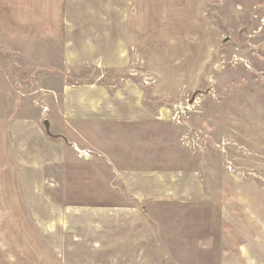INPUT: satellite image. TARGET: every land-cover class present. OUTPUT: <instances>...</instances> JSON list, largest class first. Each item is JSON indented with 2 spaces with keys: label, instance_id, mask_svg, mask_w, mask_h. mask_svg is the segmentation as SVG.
Masks as SVG:
<instances>
[{
  "label": "crops",
  "instance_id": "crops-1",
  "mask_svg": "<svg viewBox=\"0 0 264 264\" xmlns=\"http://www.w3.org/2000/svg\"><path fill=\"white\" fill-rule=\"evenodd\" d=\"M99 1L102 14L97 18L83 14L81 19L70 22V9L65 4L53 9L61 15L55 25L46 23L42 32L23 33L18 25L14 27L4 22L9 15L3 11L18 14L15 10L19 9V0H0V39H39L37 41L59 44L62 46L60 64L66 70L72 73V69L87 68L98 72L96 76L89 74L83 81L74 80L61 86L57 117L41 115V120L40 117L12 116L9 119L0 115V134H7L1 149L9 156L6 170L11 169V177L0 181V202L9 204L7 219L13 226L8 230L12 229L20 241V255H16L13 246L8 249L5 246L0 250V264H24L20 258L28 251H34V260L29 264H62L57 256L66 257L67 250L77 245H85L87 250L101 254L99 261L103 264H156L157 260L169 259L171 250L179 249L175 247L178 231H173L174 238L171 234L166 239L161 237L162 220H176V226L182 224L196 229L193 213H162L160 209L172 205L185 209L214 204L219 207L215 222L216 241L220 244L219 263L264 264V184L226 170L221 174L218 188L213 189L195 167L162 165L159 143H154L159 134L131 133L127 128L165 122L170 111L149 109L142 98L143 89L134 79H115L114 74L129 64L132 48L148 49L147 23L139 18L134 24H125L114 17L118 8L111 0L106 4ZM177 1L162 0L159 3L161 14L166 10L177 18L175 12L179 16L180 11ZM182 1L185 4L182 18L159 20V52L167 57L159 56L163 61L159 69L162 68L160 76L164 81L156 87V92L161 96L173 97L182 87H196L211 60L210 49L205 44L206 40L210 42V37L202 44L193 35L197 20L193 17L203 19V0H199V6L194 0ZM143 2L139 8L147 9V3ZM110 7L114 10L112 15ZM194 11L198 15L194 16ZM205 29L206 38L208 26ZM179 50H187V63H176ZM56 122L60 123V128ZM89 151L92 155L84 158L85 161H94L110 172L108 181L114 192L118 185L126 202L130 199L142 204H159V215L152 218L149 209L145 212L134 205H62L68 202L66 193L62 194L63 198L52 196L51 190L46 188V176H58L53 186H61L67 178L72 157H79L81 163L80 153ZM18 165L21 168L17 169ZM41 235L48 238L52 249ZM29 240L33 243H28ZM69 240L73 247H69ZM209 243L210 237L205 238V250Z\"/></svg>",
  "mask_w": 264,
  "mask_h": 264
},
{
  "label": "rangeland",
  "instance_id": "rangeland-1",
  "mask_svg": "<svg viewBox=\"0 0 264 264\" xmlns=\"http://www.w3.org/2000/svg\"><path fill=\"white\" fill-rule=\"evenodd\" d=\"M194 1L199 6V0ZM102 2L106 4L108 1ZM145 2L147 9L139 8L143 0L110 1L118 8L114 15L117 20L134 24L140 18L147 23L148 29V49L139 51L132 48L126 69L116 72L114 77L119 81L134 79L142 87V98L149 109L159 112L168 109L170 113L165 122L154 121L141 127L127 128L131 133L159 134V138L153 142L155 145L159 143V161L162 165L195 167L213 189L218 188L221 174L226 170L241 178L264 184V0H203V19L193 17L197 19L193 35L202 44L210 37V42L206 40L205 44L210 49L211 60L204 67L196 87H182L173 97L161 96L156 92V87L164 81V77L160 76L162 68L159 67L163 66V61L159 56L167 59L164 52H159V20L172 18L176 21L182 18L185 4L182 0L177 1L180 11L179 16L175 12L177 18H174L170 11L163 10L161 14L159 3L162 0ZM65 4L70 9V22L81 19L83 14H92L97 18L102 12L99 0H19V9L15 10L18 14L3 11L9 15L4 18V22L14 27L18 25L19 31L23 33L31 30L42 32L46 23L53 22L55 25L59 18L60 14L53 9ZM113 12L110 7V15ZM196 15L198 12L194 11ZM199 21L200 24H197ZM207 26L209 36L205 38L203 31ZM190 28L193 29L192 26ZM37 40L0 39V115L9 119L12 116L40 117L41 120V115L57 117L61 86L74 80L83 81L89 74L96 76L98 73L87 68L72 69L71 73L70 69L66 70L60 64L61 45ZM178 52L179 60L176 63H187V50ZM56 124L57 128L61 127L59 122ZM6 136L0 134V181L3 182L11 177L10 167L7 171L5 166L9 156L1 149L2 143L7 141L4 140ZM8 136L12 137L11 134ZM12 141L9 139V142ZM152 150H156L154 145ZM80 154L84 161L81 159L80 163L79 157H72L67 178L61 186H53L58 176H46V188L51 190L52 196L63 198L62 194L66 193L69 197L68 202H62V205H134L140 206L145 212L150 210L152 218L164 211L193 213L196 229L182 224L176 226V220L172 221L174 224L162 220L161 237L166 239L171 234L174 238L173 231H178L176 234L179 233V240L182 241L174 240L177 242L175 247L179 249L171 250L169 259L157 260L156 264H220V244L216 241L218 227L215 225L218 205H192L185 209L172 205L161 208L159 212V204H142L130 199L128 201L131 203L126 202L119 193L118 185L115 192L110 188V172L94 164V161H85L92 152ZM16 167L19 169L20 166ZM7 205L0 202V240L4 242L0 241V250L5 246L6 249L13 246L19 256L20 241L13 235L12 229L8 230L13 225L7 219ZM156 219L159 229V218ZM41 236L49 245L48 238ZM209 237L211 243L205 245L208 247L205 250L203 242ZM28 243L33 242L29 240ZM70 244L69 240V247H73ZM49 246L52 249V245ZM26 250L30 248L26 247ZM67 251L66 257L57 256L62 264H103L99 261L101 254L87 250L85 245H77ZM33 255L34 251H28L20 261L29 264L34 260Z\"/></svg>",
  "mask_w": 264,
  "mask_h": 264
}]
</instances>
